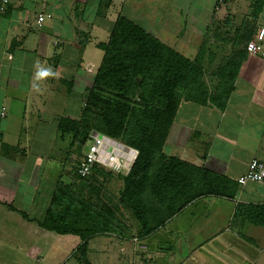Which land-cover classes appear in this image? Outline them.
<instances>
[{
  "label": "crops",
  "instance_id": "1",
  "mask_svg": "<svg viewBox=\"0 0 264 264\" xmlns=\"http://www.w3.org/2000/svg\"><path fill=\"white\" fill-rule=\"evenodd\" d=\"M242 2L0 0V255L25 242L35 248L33 264H83L80 238L41 227L35 213L66 163L60 150L69 144L58 121L80 115L82 70L96 71L99 43L123 16L201 71L206 93L180 100L163 152L236 188L232 197L192 200L142 238L143 260L132 238L116 234L89 237L85 258L89 264H264V183L236 181L252 158L264 159V52L249 55L242 37L249 20V40L264 39L263 10L253 17L251 1ZM39 12L51 14L40 27ZM233 21L229 31L217 27ZM45 70L52 74L38 75Z\"/></svg>",
  "mask_w": 264,
  "mask_h": 264
},
{
  "label": "trees",
  "instance_id": "2",
  "mask_svg": "<svg viewBox=\"0 0 264 264\" xmlns=\"http://www.w3.org/2000/svg\"><path fill=\"white\" fill-rule=\"evenodd\" d=\"M263 5L264 0H252L251 15L260 14ZM243 30L245 50L251 35L245 25ZM99 46L103 56L95 71L94 83L85 93L84 107L77 118L61 117L59 131L62 138L63 135L79 136L84 141L89 129H94L115 138L114 135H121L125 143L137 148L138 155L130 172L117 173L121 174L122 192L130 200L128 204L133 211L140 215L149 211L142 210L145 195L150 202L159 204L155 210L150 209L149 219L142 220V234L149 235L163 226L198 197H232L235 182L163 152L180 100L206 93L200 81V68L123 16H117L108 40ZM100 168L95 167L84 178L77 175L76 168L74 174L77 179L87 180ZM188 172L198 176V181L193 177L186 180L183 174ZM174 184H177L176 191L169 194L168 188ZM135 185L139 186L138 191ZM46 205L38 224L59 234L77 235L81 240L82 262L89 264L84 249L87 239L98 231L93 222L95 218L75 207L69 188L60 183L55 185ZM55 206L58 208L54 209ZM22 215L28 217L24 212Z\"/></svg>",
  "mask_w": 264,
  "mask_h": 264
},
{
  "label": "rangeland",
  "instance_id": "3",
  "mask_svg": "<svg viewBox=\"0 0 264 264\" xmlns=\"http://www.w3.org/2000/svg\"><path fill=\"white\" fill-rule=\"evenodd\" d=\"M242 1L243 0H240L241 4L243 5L244 2ZM249 1L252 2V0ZM243 7H242L243 12L241 11L242 13H239L240 15L244 14L245 10H243ZM262 10H263L262 11L263 17L261 21L263 22L264 25V5ZM249 11H250L249 13L252 12L251 6ZM227 12L229 13V10ZM217 13L224 14V12L222 11H217ZM251 20H253V17ZM245 23H246L245 27H248V29L252 25L251 22H249V20H247ZM235 24L236 22L233 21V24H231V26H229V24H225V26L224 25L221 26V24H217V27L219 28L220 31L221 30L229 31L230 28H232ZM239 27L240 26H237L238 29ZM241 31L242 29L240 28L239 32L241 33ZM236 40L237 38H235V41ZM263 40L264 39H262V37H259V42L264 43ZM204 41L205 43H203V45L206 44V40ZM96 58L97 56L94 55V60H96ZM82 73H85L87 75V81H86L87 85L85 86L82 96V99L84 100L86 91L89 88H91V86L94 83V76L96 72L95 69L93 70L91 69L89 71L84 69L82 70ZM83 107L84 105H82V108ZM92 130L94 129H89V132ZM88 134L84 141L79 139V136L65 137L64 140L69 145L68 147L66 146V150H60V154L62 155V157H64V159L66 158V163L63 165L62 173L58 177V179L55 180V182L51 184L47 189L43 190V193L46 195V197L42 198L44 200L43 202L40 201V205L43 204V206H40L42 208L41 213L37 212L35 213V216L37 217L39 216L38 218L42 217L45 208L47 206L46 203L50 201V199L52 198L55 185L57 186L58 183L63 184L65 187L69 188V191L72 195V201L75 204V207L82 208V210H84L86 214L95 218V221L93 222L94 224H96L95 227H97L98 231L94 235L116 234L119 235L121 238L124 237L132 238V240L135 242L137 247L136 250L137 254L139 255L140 259L143 260L142 238H144L145 235L142 234L143 232L142 220L149 219V217L152 216V210L158 208L159 204L153 201L150 202L148 196L145 195L144 197L145 206L142 207V210L148 208L149 211H144V213L141 215L133 211L132 207H130L128 204L130 200L127 198V195L123 194L122 192L123 181L121 174H118L114 170H110L107 168H100L99 170L95 171L92 177H90L89 179L86 178L87 180L77 179L75 177L74 170L76 168L75 166L82 158L83 151L86 148L85 144L88 143L89 141ZM114 136H116L121 142L125 143V141L121 138V135H114ZM193 175L195 174L188 172L186 174H183V177L188 181H190V178L193 177L195 182H197L198 176L195 177ZM176 185L177 184H174L173 188L172 187L168 188L169 194L176 191L175 190ZM138 187H139L138 185H135V189H137V191H138ZM57 208L58 206H55L54 209ZM24 243L25 242H22L20 245L17 244L9 245L7 253L5 254L3 252V254L0 255V261L3 262L6 259L7 262H3L4 264H33L34 256H35L34 253L35 248ZM163 251L168 252L169 249H166L164 247ZM170 255L171 253L165 254V256L161 258V261L163 263L168 262V260H170L169 259Z\"/></svg>",
  "mask_w": 264,
  "mask_h": 264
},
{
  "label": "built area",
  "instance_id": "4",
  "mask_svg": "<svg viewBox=\"0 0 264 264\" xmlns=\"http://www.w3.org/2000/svg\"><path fill=\"white\" fill-rule=\"evenodd\" d=\"M50 17V13L39 12L36 25L42 26L44 20ZM245 50L249 55L261 54L264 52V45L259 41L249 40L246 42ZM88 140L82 158L76 167L79 177H88L95 167L111 169L123 175L130 172L138 155L136 148L121 142L118 138L97 131H90ZM236 181L241 185L248 182L264 183V159L252 158L245 172L239 175ZM34 264L40 263L35 262Z\"/></svg>",
  "mask_w": 264,
  "mask_h": 264
},
{
  "label": "clouds",
  "instance_id": "5",
  "mask_svg": "<svg viewBox=\"0 0 264 264\" xmlns=\"http://www.w3.org/2000/svg\"><path fill=\"white\" fill-rule=\"evenodd\" d=\"M50 74H52V73L50 71H48V70H45V71H42V72L38 73L39 76H47V75H50Z\"/></svg>",
  "mask_w": 264,
  "mask_h": 264
}]
</instances>
